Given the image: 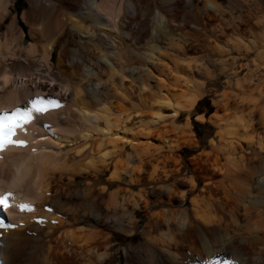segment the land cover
I'll return each instance as SVG.
<instances>
[{"label":"bare ground","instance_id":"obj_1","mask_svg":"<svg viewBox=\"0 0 264 264\" xmlns=\"http://www.w3.org/2000/svg\"><path fill=\"white\" fill-rule=\"evenodd\" d=\"M26 1L29 9L17 15L9 0H0V110L30 107L37 97L59 107L33 114L27 133L18 135L27 147L0 153V193L13 192L15 205L34 206L32 212L0 211V221L16 225L0 229V264H121L106 228L132 234L142 210H148L143 240L124 247L125 264H264L257 253L264 251H258L263 222H254L259 229L242 221L263 212L264 78L256 82V95L253 84L238 96L235 89L230 93L229 77L240 69L234 60L224 64L232 48L216 41L228 30L252 34L251 48L237 37L243 55L254 48L264 53L258 0H159L154 6L149 0ZM233 7L239 14L227 18ZM70 41L76 46L68 47ZM257 72L264 77V64ZM219 74L229 79L213 99L218 143L212 140L210 150L195 155V173L182 177L179 139L195 141L188 122L180 126L175 119ZM140 107L150 108L145 123L153 127L147 133L142 128L143 141L142 130L128 131ZM228 110L233 113L223 115ZM169 129L179 135L172 138ZM86 174L92 180L80 185ZM186 195L191 211L163 207L179 205ZM221 195L229 207L221 205ZM207 197L218 202L210 213L199 209Z\"/></svg>","mask_w":264,"mask_h":264},{"label":"rangeland","instance_id":"obj_2","mask_svg":"<svg viewBox=\"0 0 264 264\" xmlns=\"http://www.w3.org/2000/svg\"><path fill=\"white\" fill-rule=\"evenodd\" d=\"M150 2V4L152 5V6H154L155 4H159V0H149ZM256 1V0H255ZM9 5H10V10L12 11V13H14V14H17V15H19L23 10H28L29 9V3L26 1V0H9ZM259 2H261L260 0H258V1H256V4L258 3V5H257V7H256V9H257V12H256V15L258 16V15H262L261 17H257V18H260V20H261V18L264 16V8H262L261 6H263V4H261V3H259ZM154 4V5H153ZM225 8V7H224ZM225 9H227V8H225ZM255 9V10H256ZM231 10L232 11H230V10H226L225 11V16L227 17V18H230V15H229V13H231L232 15H237V14H239V8L238 7H233V9L231 8ZM259 10H261V11H259ZM230 11V12H229ZM259 11V12H258ZM227 12V13H226ZM238 12V13H237ZM60 14V11H57L56 12V15H59ZM247 16H245V15H242V17L241 18H243L244 20L245 19H249V17H247ZM263 19H264V17H263ZM262 19V20H263ZM7 22H8V19L6 20V22H4L3 24H2V29H4L5 28V26H6V24H7ZM19 22H20V24L23 26V28H24V30L26 29L25 27H26V25L25 24H23L22 23V21L21 20H19ZM239 25L241 24V23H238ZM4 25V26H3ZM244 25V27L246 26V24H244L243 22H242V26ZM230 32V33H229ZM228 33H229V35H228ZM228 33H226L225 34V36H222V37H219V39L218 40H216L217 41V43H219V45L220 46H222L221 48L223 49H226L227 51L229 50L230 51V49L232 50V51H230V52H226L224 55H223V61L225 62L224 64L226 65V66H229V64L231 63V61L232 60H234V62L235 63H233V68L234 69H240V71L239 72H237L235 75H233V76H231V77H229L230 78V80H231V82H230V85H229V92L230 93H232L231 91L232 90H236V92H235V90L233 91L234 93H232L233 95H236V96H238V94H236L237 93V91L239 92V91H243V89H245L246 87V90L245 91H248V90H250V87H253V85H254V88H253V90H255V91H253V90H251L252 91V93L253 94H255L256 92H258V88H259V80H261V79H263L264 77H261V76H259V74H258V72H257V68H258V66L259 65H262V64H264V59H262V58H264V53H260L258 50H256L257 48H254V49H251V52L249 53V54H245V55H243V53L242 52H244V49L242 48L241 49V46L242 45H240V44H242L243 43V45H244V43H245V45L246 46H248L249 48H251V47H253V44L251 43V40L254 38V36L252 35V34H247V33H238V32H236V31H234V32H232V31H230V30H228ZM237 37H238V39L241 41V43L239 44L238 43V41H237ZM64 37L58 42V45L60 46L63 42H64ZM240 45L239 47V50L238 49H235V48H233L234 47V45ZM252 45V46H251ZM76 45L72 42V41H70L69 42V44H68V47H75ZM258 52V53H257ZM260 54H262V55H260ZM215 59V58H217V55H212L211 56V59ZM234 58V59H233ZM231 60V61H230ZM242 61V62H241ZM261 61V62H260ZM229 64H228V63ZM245 62V63H244ZM240 65H238V64ZM247 63V64H246ZM241 64H245V65H241ZM255 64V65H254ZM257 64V65H256ZM245 66V67H244ZM210 68H212V67H210ZM255 68V69H254ZM254 69V70H253ZM238 71V70H237ZM253 71V72H252ZM255 71V72H254ZM247 73V74H246ZM256 74V75H258V78H260V79H258L257 77H254V76H256V75H254V74ZM246 74V75H245ZM251 74H252V76H251ZM249 77H248V76ZM245 77V78H247V80H245V79H242L243 77ZM247 76V77H246ZM250 76H251V78H253L254 80H251V78H250ZM234 77V78H233ZM237 77H239V79H242V80H240V82L242 83L243 82V85L241 84V83H239V85L238 84H235V81H233V80H235ZM229 79L227 76H225V74H219L217 77H215V76H212V77H210V78H208L207 80H206V83H205V85L203 86V91L198 95V97L195 99V101L196 102H194V104L190 107V109H189V111H187V110H184V109H182V110H180V111H178L179 113L177 114V117H176V119H175V122H176V124H178V125H184L185 123H186V121L188 122V124H189V128L191 129V131H192V135H193V138H194V141H195V144H188L187 142H185V141H183L182 142V140L181 139H179L180 141H179V143H181L178 147H177V154H178V157H179V159H180V163H181V165H182V167H181V171L179 172V175L180 176H182V177H187V176H189V175H191V174H194L195 173V171H194V169H193V166H192V164H191V161H192V158L195 156V155H197L198 153H200V152H202V151H205V150H210L211 148V143H212V140H213V142H217L218 143V136H217V130H218V128L216 127V125L214 124V122L212 121L213 119H214V114H213V111H214V108H215V106L213 105V99L215 98V96L218 94V92H221L224 88H225V86H227V84H226V79ZM248 81V82H247ZM250 82V83H249ZM255 82V83H254ZM256 82H258V83H256ZM247 83V84H246ZM244 84H246V85H244ZM250 84V85H249ZM253 84V85H252ZM232 85V86H231ZM237 85H238V87H237ZM242 87H241V86ZM255 85H256V87H255ZM239 86H240V90L239 89H237V88H239ZM243 86L245 87V88H243ZM231 87V88H230ZM232 87H233V89H232ZM242 88V89H241ZM252 89V88H251ZM244 91V92H245ZM257 94V93H256ZM255 94V95H256ZM183 97L182 96H178V99L179 100H183L182 99ZM143 109H145V113L144 112H141V110H143ZM150 110V108L149 107H145V108H139V110H140V113L138 112V113H134V117H133V120H134V124H133V126H132V124L130 123L129 124V122H128V126L130 127V126H132L131 127V129L130 130H128L129 131V133H135L137 130V132L136 133H138L139 131H141V132H139V134H138V138L140 139V141H143V139L145 138V135H146V133H147V130H149V131H152L153 130V127L151 128V127H147V126H150V124H147V123H145V121H147V120H149L150 119V113H147V112H150V111H148V110ZM144 111V110H143ZM230 112V114H229V112ZM228 111H225V112H227V113H225V112H223L224 114L223 115H225V116H229V115H231L233 112H232V110H228ZM142 113H143V115H142ZM165 113H167V114H165ZM172 114V112H171V109H167L166 111H164V115L167 117V118H165L166 119V121H169V120H171L170 118H171V115ZM222 115V116H223ZM213 116V117H212ZM141 118V119H140ZM143 118V119H142ZM139 121V122H138ZM142 121H144V122H142ZM142 122V123H141ZM140 123V124H139ZM145 124V125H144ZM147 124V125H146ZM139 125V126H138ZM141 125V126H140ZM160 125V124H159ZM151 126H153V125H151ZM167 126H168V128L169 127H171L170 129H172V126H171V123H168L167 124ZM138 127V128H137ZM141 127V128H140ZM146 127V128H145ZM142 128H144V129H146V133H145V130L144 129H142ZM151 128V129H150ZM132 129H134V130H132ZM137 129V130H136ZM170 129L168 130L169 132V134H171V136H172V138H174V137H176V136H178L179 134L178 133H175L174 131H170ZM143 130H144V132H143ZM140 133H142V134H140ZM173 133H175L174 135H173ZM142 135V136H141ZM136 136H137V134H136ZM174 136V137H173ZM144 137V138H143ZM143 138V139H142ZM135 142H136V140H135ZM127 150H130L129 149V147H128V149ZM111 169H112V166H110V168L109 169H107V170H105L103 173H102V175H101V180L99 181L101 184H105V181H106V179L108 178V176H109V174H110V171H111ZM195 179H196V185L197 186H200L201 184V182H202V180H201V178H200V176H198V175H195V177H194ZM87 180H92L91 179V176H88L87 174L83 177V178H81V180H79L80 181V185H82V184H84L85 182H87ZM201 180V181H200ZM150 184H146L145 185V187L146 188H149L150 186H149ZM112 187V188H111ZM110 188H109V191L110 190H113V189H115L116 188V185H112ZM107 194V193H106ZM220 196V195H219ZM187 197V198H186ZM186 197H185V200H183V202H181L179 205L178 204H172V205H169V204H164L163 205V207H165V208H170L171 206H179V207H183V208H187L189 211H191V202H190V196L189 195H186ZM214 198L215 197H210V198H208L207 197V199H205V200H203V202L202 201H200V203H199V209L200 208H202V210H204V207H205V210H204V212H206V213H210V212H213L217 207H218V202L216 201V199H215V201L217 202V203H215V202H212L211 203V201H213L214 200ZM221 198L225 201V204H221L222 206H224V207H227L228 206V202H227V198H225L224 196H222L221 195ZM211 199V200H210ZM263 199V201H264V197L262 198ZM208 200H209V203H207V204H205V202H208ZM202 202V203H201ZM211 204H212V206H213V204H214V206H213V208H212V206H211ZM217 205V207H216V205ZM210 205V206H209ZM230 205V204H229ZM239 205V207H241L242 206V204L240 203V204H238ZM241 205V206H240ZM201 206V207H200ZM264 202H262L261 203V205H258V208H260V209H262V211L263 212H261L260 210H258V212H259V214H260V217H259V215L258 216H256V213H258V212H254V211H252V213L253 214H255V216L256 217H258V218H256V217H253V218H255V219H250V221L248 220H246V218H244V219H242V221L243 222H247V224H248V222H249V224H251V225H253V226H257V223L259 222V223H262L263 222V224H264V215H262L261 213H263L264 214ZM162 206H159L158 208H161ZM206 207H207V210H206ZM209 207H210V209H211V211L209 212L208 211V209H209ZM229 207V206H228ZM257 208V209H258ZM209 209V210H210ZM253 210V209H252ZM254 210H256V209H254ZM257 211V210H256ZM203 212V213H204ZM205 213V214H206ZM147 214H148V210H142L140 213H139V215H140V218H142L143 219V221L146 219L145 217L147 216ZM263 217H262V216ZM143 221H141L140 222V226H138V228H137V230L135 231V232H133L132 234H126V233H122V232H120V231H118V230H114V229H108V228H106V230H108V231H110L111 233H112V239H113V241L116 243V246H115V248H117V250H118V254L119 255H121V264H125V257H124V247L125 246H127L128 244H132L133 243V245H135V244H138V243H140L142 240H143V237H142V235H141V224L143 223ZM257 221V223H254V222H256ZM262 224V225H263ZM259 226V227H258ZM258 228L260 229L261 228V224H258ZM262 227H264V225L262 226ZM260 231H261V234H262V236H264V232H262V231H264V228H261L260 229ZM264 238V237H263ZM262 243H263V245L262 246H260L259 245V247H258V251H260L262 248L264 249V239L262 240ZM260 248V249H259ZM121 252V253H120ZM259 255H261V259H262V261L264 260L263 258H264V251L263 250H261L260 252H257Z\"/></svg>","mask_w":264,"mask_h":264},{"label":"snow or ice","instance_id":"obj_3","mask_svg":"<svg viewBox=\"0 0 264 264\" xmlns=\"http://www.w3.org/2000/svg\"><path fill=\"white\" fill-rule=\"evenodd\" d=\"M30 107H14L10 111L0 110V153L4 152L7 148H25L28 146V141L18 138L19 134H26L28 125L34 120V113H43L49 109L59 107L55 101L49 100L44 104L43 100L39 97L29 101ZM35 151V149H32ZM2 158V157H0ZM23 191V188L21 189ZM14 196L13 192L0 193V211L17 208L21 213L34 211V206L21 203L15 205L10 203L11 198ZM51 211V209H47ZM7 227L9 229L15 228L16 225L8 222L5 224L0 221V229Z\"/></svg>","mask_w":264,"mask_h":264}]
</instances>
